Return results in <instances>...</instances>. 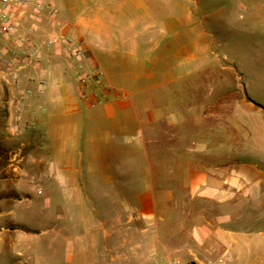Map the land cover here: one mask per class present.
<instances>
[{
    "label": "crops",
    "instance_id": "obj_1",
    "mask_svg": "<svg viewBox=\"0 0 264 264\" xmlns=\"http://www.w3.org/2000/svg\"><path fill=\"white\" fill-rule=\"evenodd\" d=\"M46 1L55 6L56 21L36 23L37 33L59 27L61 34L66 27L67 36L82 37L87 47L82 66L99 65L118 95L97 107L82 103L72 63L61 61L58 48H44L41 64L21 71L22 87L35 82L42 87L27 98L24 118L44 141L37 152L53 154V168L23 153L4 167L0 205L30 201L24 186L37 176L45 202L54 198L55 209L0 219V253L7 264H30L34 248L52 229L56 264H161L167 251L182 264H203L205 256L217 258L221 250H230L236 263L247 250V263L256 264L251 252L264 246V229L239 228L240 218L254 215L240 212L234 154L245 123L238 98L150 94L182 73L206 67L203 20L194 12L203 4ZM180 36L193 38L196 49L168 62L170 42ZM161 45L165 53L159 52ZM155 67L157 74L172 76L154 81ZM263 72L255 84H264ZM244 104L251 106L248 100Z\"/></svg>",
    "mask_w": 264,
    "mask_h": 264
},
{
    "label": "rangeland",
    "instance_id": "obj_2",
    "mask_svg": "<svg viewBox=\"0 0 264 264\" xmlns=\"http://www.w3.org/2000/svg\"><path fill=\"white\" fill-rule=\"evenodd\" d=\"M192 1L195 6H199L200 3L203 4V7L200 6L201 8H197L194 12L196 16L203 20L205 31V60L207 65L198 71L182 73L181 77L172 81L170 85L162 88H154V90L150 91V94L163 96L168 99H179L181 97L190 98V96H195V93L198 92L201 97L205 93V96L209 98L213 96H222L224 99L229 97L238 98L239 116L245 123L244 128L240 127L237 137L238 152L234 154V160H237L239 165L238 196L240 212L244 209V212L254 215L248 218H240L239 228L254 231L264 229V84L258 85L252 81L259 75L258 71L260 69L264 71V0ZM58 28L55 29V32H47V35L39 32L36 33L35 41L48 37L50 35L48 33L55 36H62ZM63 37L65 39H71L74 42H82L86 46L85 40L82 37L71 35H65ZM196 43L193 38H189L188 36L174 38L170 42L171 52L168 56L166 55L167 61L172 62L181 55L183 56L184 53H193L196 49ZM47 48H58L62 55L61 61L65 64L71 62L73 68L75 62L66 56L63 42ZM166 51L164 46L161 45L159 52L165 53ZM95 65L92 64L89 67H82L90 68ZM154 69L155 72L159 70L158 67ZM157 72L153 77L154 81L163 80L164 77L172 76L171 74H157ZM194 82L196 85L200 83L202 88L193 89L190 85ZM37 85L38 82H35L30 86L33 90V95L38 90L39 86ZM221 86L222 88L217 90ZM7 87L10 89L11 85H7ZM1 92L2 88L0 86V94ZM76 93L78 96L77 88ZM113 93L118 95L115 89H113ZM71 94L73 95L72 90ZM245 100L250 102V107L244 104ZM81 102L79 103L82 106L83 102ZM6 124V114L5 112H0V177L5 176V172L3 171L4 167L6 165L12 166L14 162L22 157L23 153H27L33 163L53 168V154L48 153V155L37 152L38 149L44 148V141L40 135L38 136L35 129L26 130L22 134L15 135L7 130ZM250 130L252 131L251 137L248 138ZM20 146L24 152L21 151L17 155L16 148ZM52 175L51 170L48 176L52 177ZM29 179L31 181L25 184L24 187L27 189V193L31 195V200L18 201V198H16L15 201L2 203L0 205V211L2 213L0 219H9L12 213L20 211H25L27 214L29 212L31 214H41L42 212L54 211V198L50 203L45 202L42 192L43 184L38 181L37 176L34 178L30 177ZM20 197H22L21 194ZM253 198H258V200L253 201ZM53 234L54 231L52 229L49 234L43 235L39 247H33L36 249L35 255L37 256L31 258L30 264H56V245L55 241L51 239ZM168 252L170 251L164 252V256L161 258L163 261L168 258H176L180 261L178 256L172 252L168 254ZM225 252L230 254V250H221L219 256ZM240 255V262L236 263L232 260V264H248L246 257L247 250H241ZM251 255H255L256 258L254 260L256 264H264V246L259 247L255 254L251 252ZM6 256L2 252L0 253V264H7L8 259ZM12 256L10 255V257ZM58 257H61L60 252L58 253ZM180 263L182 264L181 261ZM59 264H66V262L63 261Z\"/></svg>",
    "mask_w": 264,
    "mask_h": 264
},
{
    "label": "built area",
    "instance_id": "obj_3",
    "mask_svg": "<svg viewBox=\"0 0 264 264\" xmlns=\"http://www.w3.org/2000/svg\"><path fill=\"white\" fill-rule=\"evenodd\" d=\"M27 20L32 23L25 25ZM44 20L56 21V8L46 0H0V112H5L7 130L15 135L34 129V123L24 118L25 102L33 94V90L22 87L21 71L27 67L39 66L45 47L64 43L66 56L75 62L73 70L78 98L85 105H102L113 94V88L105 81L99 66L82 67L81 63L86 58L85 44L53 34L35 41L36 23ZM7 85H11L10 89ZM37 92H42L41 86ZM202 262L232 264V258L225 252L217 258L205 256ZM161 264L181 263L176 258H168Z\"/></svg>",
    "mask_w": 264,
    "mask_h": 264
},
{
    "label": "water",
    "instance_id": "obj_4",
    "mask_svg": "<svg viewBox=\"0 0 264 264\" xmlns=\"http://www.w3.org/2000/svg\"><path fill=\"white\" fill-rule=\"evenodd\" d=\"M61 35H62V36H65V35H66V27L62 29V31H61Z\"/></svg>",
    "mask_w": 264,
    "mask_h": 264
}]
</instances>
